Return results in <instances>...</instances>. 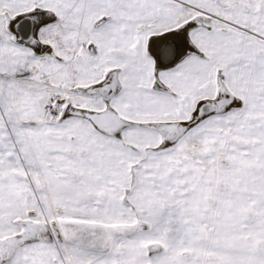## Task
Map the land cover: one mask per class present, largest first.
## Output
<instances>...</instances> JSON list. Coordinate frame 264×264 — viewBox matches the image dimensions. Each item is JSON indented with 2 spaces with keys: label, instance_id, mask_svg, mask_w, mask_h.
Instances as JSON below:
<instances>
[{
  "label": "snow or ice",
  "instance_id": "1",
  "mask_svg": "<svg viewBox=\"0 0 264 264\" xmlns=\"http://www.w3.org/2000/svg\"><path fill=\"white\" fill-rule=\"evenodd\" d=\"M0 264H264V0H0Z\"/></svg>",
  "mask_w": 264,
  "mask_h": 264
}]
</instances>
